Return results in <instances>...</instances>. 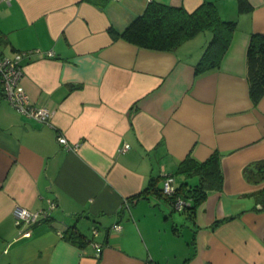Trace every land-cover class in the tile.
Returning a JSON list of instances; mask_svg holds the SVG:
<instances>
[{
	"label": "crops",
	"instance_id": "1",
	"mask_svg": "<svg viewBox=\"0 0 264 264\" xmlns=\"http://www.w3.org/2000/svg\"><path fill=\"white\" fill-rule=\"evenodd\" d=\"M150 1L191 12L207 0L0 1V54L43 52L22 59L21 83L52 110L51 124H38L0 92V264H264V209L253 195L264 181L242 175L264 158V96L254 104L246 78L264 0H247L243 11L237 0H208L236 24L219 66L199 74L208 32L174 50L118 35ZM213 150L222 188L193 218L175 216L162 197L136 195L151 177L162 186L188 154L204 160ZM47 199L50 217L19 236L14 205L37 210Z\"/></svg>",
	"mask_w": 264,
	"mask_h": 264
},
{
	"label": "trees",
	"instance_id": "2",
	"mask_svg": "<svg viewBox=\"0 0 264 264\" xmlns=\"http://www.w3.org/2000/svg\"><path fill=\"white\" fill-rule=\"evenodd\" d=\"M237 5L238 11L249 8L247 0H237ZM235 24V20L221 18L213 1H203L191 12L179 5L171 6L150 1L143 12L118 35L140 47L174 50L200 32H208L210 37L194 66V73L199 74L219 66L230 43ZM246 78L250 99L257 104L264 96V32H253L250 35L246 50ZM170 175L182 176V180L175 185L171 195L165 194L162 186L158 185L159 177H151L147 185L136 195L154 194L162 197L172 211L177 210L174 207L175 200L181 198L186 204L177 211L193 218L208 193L222 188L220 154L213 150L204 160H197L188 154ZM242 175L246 181L254 184L264 181V158L245 164ZM253 195L259 204V210L264 209V188L257 190ZM222 221L223 219L216 220L211 227H216ZM66 233H69L66 235L70 238L74 231L66 230Z\"/></svg>",
	"mask_w": 264,
	"mask_h": 264
},
{
	"label": "built area",
	"instance_id": "3",
	"mask_svg": "<svg viewBox=\"0 0 264 264\" xmlns=\"http://www.w3.org/2000/svg\"><path fill=\"white\" fill-rule=\"evenodd\" d=\"M42 53L39 48H31L18 51L12 57L0 54V92L12 107L26 118L41 125H50L52 110L46 106L36 104L21 83L24 73L22 59ZM46 55L51 56L52 52L48 51ZM55 139L59 144L69 149L72 148L63 134L57 132ZM128 147L129 145L125 143L121 147V150H126ZM174 189L173 176L170 174L165 175L162 183L163 192L171 195ZM185 204L186 202L183 199L177 198L174 202V207L177 210H181ZM54 207L55 201L52 199H47L46 208L37 210H30L29 208L15 204L12 209V214L14 224L18 228V235L29 236L31 226L43 219L49 218L51 210ZM120 228L121 226L119 224L113 226L115 230H120ZM93 233H96L94 228ZM96 254L99 253L97 252Z\"/></svg>",
	"mask_w": 264,
	"mask_h": 264
},
{
	"label": "rangeland",
	"instance_id": "4",
	"mask_svg": "<svg viewBox=\"0 0 264 264\" xmlns=\"http://www.w3.org/2000/svg\"><path fill=\"white\" fill-rule=\"evenodd\" d=\"M174 212H175V214H176L175 216H177L178 214H180L179 211H177V210H175ZM185 232H186V231H185Z\"/></svg>",
	"mask_w": 264,
	"mask_h": 264
}]
</instances>
